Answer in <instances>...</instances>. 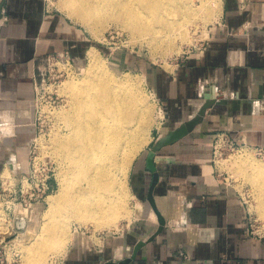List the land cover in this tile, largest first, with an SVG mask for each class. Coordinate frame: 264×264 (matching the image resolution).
<instances>
[{"label": "crops", "instance_id": "0c3cea01", "mask_svg": "<svg viewBox=\"0 0 264 264\" xmlns=\"http://www.w3.org/2000/svg\"><path fill=\"white\" fill-rule=\"evenodd\" d=\"M83 44L71 23L45 13L43 0H0V119L10 117L20 124L15 136L0 145V168L9 163L29 171L38 71L46 66L48 54L68 50L73 55ZM179 68L177 75L164 77L158 69L156 85L166 117L151 143L200 117L206 95L216 102L192 132L156 153L159 182L154 195L167 224L130 264H264V238L248 235L247 207L219 177L213 151L217 131L264 149V0H249L246 9L239 0H224L222 19L210 39ZM149 150L131 169L133 190L143 200L153 178L146 167ZM145 227L152 235L158 223ZM135 238L110 243L102 237L99 249H85L81 242L72 247L71 257L79 260L75 264H97L102 257L107 262L120 247L133 254L138 241L145 240Z\"/></svg>", "mask_w": 264, "mask_h": 264}, {"label": "bare ground", "instance_id": "6f19581e", "mask_svg": "<svg viewBox=\"0 0 264 264\" xmlns=\"http://www.w3.org/2000/svg\"><path fill=\"white\" fill-rule=\"evenodd\" d=\"M63 7L90 26L106 17L124 19L135 33L158 44L174 40L179 32L184 38L185 24L193 17L210 22L222 16V0H63ZM89 57L85 83L70 79L64 85L72 95L71 111L64 117L69 132L61 136L55 148L67 165L68 176L58 192L48 196L50 204L42 230L27 244L28 262L32 264L36 262L33 252L46 240L52 239L58 251L66 249L69 226L64 223L75 220L95 229L112 228L127 216L119 201L127 190L124 177L137 152L149 142L143 137L150 125L151 108L141 85L117 79L95 49ZM234 162L239 173L252 169L249 175L258 176L251 179L256 183L263 214L264 166L249 163L246 169L241 168L239 159ZM4 176H9L8 169ZM34 205L23 209V216ZM24 218L27 220V215ZM155 224L149 218L145 223L147 229ZM41 251L37 254L40 261L45 258Z\"/></svg>", "mask_w": 264, "mask_h": 264}, {"label": "rangeland", "instance_id": "374dc122", "mask_svg": "<svg viewBox=\"0 0 264 264\" xmlns=\"http://www.w3.org/2000/svg\"><path fill=\"white\" fill-rule=\"evenodd\" d=\"M43 3L45 13L58 14L66 19L77 29L79 37H82L84 40L83 46L77 47L76 53L73 55L68 50L64 54L61 53V55L48 54L46 66L40 68L36 76L38 79L41 71H44V73L46 71V83L42 85V81H40L38 86L35 85V91L36 93L38 92V104H36L35 100L36 132L33 137H37L41 155L50 159L53 163L55 168L53 184L56 186L53 193H56L62 181L68 176L67 165L55 148L61 136L69 132V127L64 117L65 114L71 111L72 95L67 93L64 85L70 79L85 83L86 68L90 63V50L95 49L97 51L98 55L104 59L108 70L117 79H130L138 82L150 105V125L143 137L144 140H149V142L145 143L137 152L132 162L133 165L134 161L145 149H153L157 142L151 143V141L153 137H158L163 129L161 123L166 117V105L164 99L159 95L156 85L158 69L161 70L162 77L166 74L177 75L180 69L179 66H185L189 59L196 58L199 55L211 37V30L222 19L224 0H222V16L220 20L218 19L219 21L212 20L209 22L203 18L196 17L197 19H195L193 17L190 19V21L192 20L191 22L187 21V24H185L184 38L181 37V33L179 32L176 35L177 37H174V40L162 42L161 44L152 43L149 41L148 36L135 33L124 19L106 17L102 21L90 26L77 17L72 16L63 7V0H43ZM248 3L249 1L244 8H242L240 2L239 5L241 9H246ZM177 31L179 30L177 29ZM50 55H55L57 57L56 60H60L61 63L49 65L48 57ZM64 68L68 69L69 73L60 76L61 71L59 70ZM255 148L247 144V147L224 150L222 155L218 153V157L214 158V166L221 180L227 186L233 187L237 191V194L246 201L247 207L253 217V223H255L254 229L260 227L264 230V213L262 214L259 208L263 207V205H260L261 201L258 196L259 192L257 191L256 183L252 181V179L258 176L249 175L250 172L253 173L252 169L247 173H239L237 167L233 166L235 158L239 159L241 168H249L247 167L249 163H254L255 165L262 164L264 166V152L259 153ZM132 165L127 172V177H124L127 190H125V195L119 199L120 203L122 202L125 206L124 208L127 210V216L130 215L128 216L129 218L127 216H125L126 218L122 217L119 219L117 226L112 228L101 227L95 229L91 225H80L75 220L70 221V224L64 223V226H69L67 230L69 239L67 238L64 244L66 249L58 251V247H55L52 239L46 240L41 248L33 252L36 259L35 264H75V261L79 262V260L72 259V247L75 244L83 242L85 249L88 245L90 247L94 245L93 249H99L97 248L99 247L97 243H102L100 239L102 237L110 240V243L120 237L130 242L136 239L135 236L145 240L149 237L153 230L150 233L146 230L145 221L148 218L154 219L157 224V215L152 207H150L148 199H141L133 190L131 184ZM260 178L258 179L260 180ZM49 204L50 198L48 197L47 202L32 206L26 212L27 220H21V217H25L26 215H19L17 219L19 237L16 241H11L15 236L12 237L10 240L12 244H8L5 248L9 259L13 257L14 253H17L18 256L16 258L21 264H32L31 261L28 262L31 256L29 255L27 244L33 236L41 232ZM41 249L40 253L45 256L42 261L37 259V254H39ZM131 254L132 252L129 248L124 249L120 247L119 251L117 249L115 257H110L109 261L121 262ZM105 260L102 257L97 264H104Z\"/></svg>", "mask_w": 264, "mask_h": 264}, {"label": "built area", "instance_id": "2783aa9c", "mask_svg": "<svg viewBox=\"0 0 264 264\" xmlns=\"http://www.w3.org/2000/svg\"><path fill=\"white\" fill-rule=\"evenodd\" d=\"M249 0H239L242 8H244ZM55 55L48 57L49 65H56L61 63L56 60ZM69 62V61H67ZM68 64V63H66ZM65 64V65H66ZM60 76L68 74V69H60ZM43 72V73H42ZM46 73V71H45ZM41 71L39 78L35 79L36 86L42 81L45 82L46 74ZM36 93V104H38ZM36 124V123H35ZM20 124L10 117L0 119V145L6 140L12 138L17 133ZM238 147H247L246 143H240L235 140L226 131H217L214 137L213 151L214 158L218 157V153L222 155L224 150H234ZM257 152H264L263 148L256 147ZM29 153V171L20 172L18 168L12 167L9 163H5L0 168V264H21L16 258L17 253L9 259L6 247L14 236H18L19 230L17 219L20 215L21 209L31 206L32 204H43L47 202V198L55 191L53 179L55 175V168L50 159L44 157L39 152V145L37 137H33L28 144ZM9 170V176H4V171ZM242 198V197H241ZM246 207L247 203L243 199ZM247 231L248 235L255 238H264V230L260 227L254 229L252 214L247 207Z\"/></svg>", "mask_w": 264, "mask_h": 264}, {"label": "water", "instance_id": "95a60500", "mask_svg": "<svg viewBox=\"0 0 264 264\" xmlns=\"http://www.w3.org/2000/svg\"><path fill=\"white\" fill-rule=\"evenodd\" d=\"M205 97H206V103L202 105L201 111L199 113L200 117L192 119L187 123L181 125L179 128L170 131L168 134L160 137L157 143L155 144V146L153 147V149L147 153L146 167L153 175L152 183L148 191V201L152 209L154 210L155 214L157 215L158 228L152 235H150V237H148L147 240L138 241V243L135 245L134 252L131 255V257H127L125 260L121 262L107 261L104 264H130L133 260L137 258V254L139 250H141L148 243L152 242L165 229L167 221L165 216L160 211L154 195L155 187L159 182V173L157 170V166L155 164V156L156 153L161 148L184 138L186 135H188L190 132H192L195 129L197 123L201 119V116H203L206 110L216 102L215 99H211L209 95H206Z\"/></svg>", "mask_w": 264, "mask_h": 264}]
</instances>
